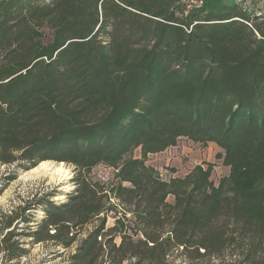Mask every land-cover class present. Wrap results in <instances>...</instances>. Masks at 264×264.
Instances as JSON below:
<instances>
[{
	"label": "trees",
	"instance_id": "trees-1",
	"mask_svg": "<svg viewBox=\"0 0 264 264\" xmlns=\"http://www.w3.org/2000/svg\"><path fill=\"white\" fill-rule=\"evenodd\" d=\"M198 1L0 0V164L64 162L76 184L1 213L3 262L51 242L76 243L66 264H264V15ZM180 137L220 147L228 175L162 179L146 156ZM110 199L133 234L106 227Z\"/></svg>",
	"mask_w": 264,
	"mask_h": 264
},
{
	"label": "rangeland",
	"instance_id": "rangeland-1",
	"mask_svg": "<svg viewBox=\"0 0 264 264\" xmlns=\"http://www.w3.org/2000/svg\"><path fill=\"white\" fill-rule=\"evenodd\" d=\"M184 2L189 7L200 5L201 3L198 0H184ZM236 2L241 3L244 7H249L251 12L256 16L264 15V0H236ZM222 152V149L214 143L203 145L187 137H180L176 145L170 146L161 152L147 154L146 163L152 165L164 180L182 178L196 166H200L210 170L211 181L214 185H217L219 180L229 173V167L222 163ZM133 155L139 156V149H135ZM44 161L48 162L51 169L53 166L61 163L66 170L63 174H59L53 170L41 169L40 162L29 169H23L17 163L0 164V215L1 213H8L11 209L18 206H24L27 201H33L42 194L51 191L55 192V196L53 197L55 202L59 203L66 200L68 193H71L76 186L74 167L64 162H56L54 160ZM98 173L103 175L105 180H100L97 176ZM115 174L116 172L113 167L99 164L91 170L90 178L93 181L100 180L105 185V188L110 191L111 186L118 181ZM240 174L247 179L255 177V174L251 171H242ZM167 200L172 202V196H168ZM108 206L109 209L104 216L106 227L114 226L118 231L122 230L133 234L135 232L133 219L125 211V207L115 199H110ZM31 212L37 220L43 214L39 208ZM95 224L96 222L93 221L83 226L78 238H82ZM119 241V235H116L115 242L119 243ZM75 244L67 249L55 246L51 242L25 244L27 253L15 261V263L66 264L69 255L75 249Z\"/></svg>",
	"mask_w": 264,
	"mask_h": 264
},
{
	"label": "bare ground",
	"instance_id": "bare-ground-1",
	"mask_svg": "<svg viewBox=\"0 0 264 264\" xmlns=\"http://www.w3.org/2000/svg\"><path fill=\"white\" fill-rule=\"evenodd\" d=\"M39 165H41V166H40L41 169L53 170V171H55V172H57V173H59V174H63V173L65 172V170H66V169L63 167V164H61V163H59L58 165L53 166L52 169H51V167L48 165V162H47V161H42V162L39 163Z\"/></svg>",
	"mask_w": 264,
	"mask_h": 264
},
{
	"label": "built area",
	"instance_id": "built-area-1",
	"mask_svg": "<svg viewBox=\"0 0 264 264\" xmlns=\"http://www.w3.org/2000/svg\"><path fill=\"white\" fill-rule=\"evenodd\" d=\"M99 177L100 180H105L103 175H100V173H98L97 175ZM0 264H11V262H3L2 259L0 258Z\"/></svg>",
	"mask_w": 264,
	"mask_h": 264
}]
</instances>
